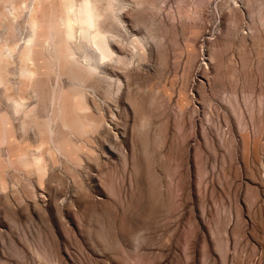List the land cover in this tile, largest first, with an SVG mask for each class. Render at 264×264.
Instances as JSON below:
<instances>
[{
  "label": "rangeland",
  "instance_id": "rangeland-1",
  "mask_svg": "<svg viewBox=\"0 0 264 264\" xmlns=\"http://www.w3.org/2000/svg\"><path fill=\"white\" fill-rule=\"evenodd\" d=\"M0 264H264V0H0Z\"/></svg>",
  "mask_w": 264,
  "mask_h": 264
},
{
  "label": "bare ground",
  "instance_id": "bare-ground-1",
  "mask_svg": "<svg viewBox=\"0 0 264 264\" xmlns=\"http://www.w3.org/2000/svg\"><path fill=\"white\" fill-rule=\"evenodd\" d=\"M67 32V31H66ZM69 33V32H68Z\"/></svg>",
  "mask_w": 264,
  "mask_h": 264
}]
</instances>
